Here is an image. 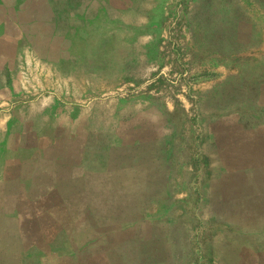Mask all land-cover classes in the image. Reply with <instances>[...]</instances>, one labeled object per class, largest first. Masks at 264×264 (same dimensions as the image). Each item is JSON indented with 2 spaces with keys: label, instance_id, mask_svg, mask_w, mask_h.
<instances>
[{
  "label": "crops",
  "instance_id": "0c3cea01",
  "mask_svg": "<svg viewBox=\"0 0 264 264\" xmlns=\"http://www.w3.org/2000/svg\"><path fill=\"white\" fill-rule=\"evenodd\" d=\"M146 1L0 0V264H90L97 247L107 264L115 256L127 263L154 245V231L181 229L170 215L191 228L190 178L187 194L174 191V105L155 110L152 94L136 100L147 94L137 56L154 53L131 29ZM251 4L264 20V0ZM242 133L229 162L200 149V204L209 216L200 230L211 221L216 234L228 224L247 231L248 254L235 261L264 264V126ZM204 168L217 169L209 179ZM202 243L213 247L209 262H223L216 242ZM158 253L155 262H167Z\"/></svg>",
  "mask_w": 264,
  "mask_h": 264
},
{
  "label": "rangeland",
  "instance_id": "374dc122",
  "mask_svg": "<svg viewBox=\"0 0 264 264\" xmlns=\"http://www.w3.org/2000/svg\"><path fill=\"white\" fill-rule=\"evenodd\" d=\"M146 2L139 11L141 21L132 23L131 29L138 45L154 53L137 56L135 74L140 89L148 95L136 100L149 102L152 94L154 100L150 104L155 110L174 105L175 133L181 147L176 159L174 191L178 196L183 191L187 194L190 178L191 228L183 230L182 216L178 219L170 215L174 223H181L180 230H156L148 237L154 239V245L139 248L141 256L127 263H122L120 257H110L108 264H161L155 262L161 259L162 255L158 257L161 249L167 261L163 264H237L236 259L242 260L248 254L247 231L235 229L233 232V226L228 224V229L216 234L215 230H210L215 224L211 221L207 225L208 232L200 230L201 222L206 224L205 219L209 218L200 204V149L205 151L206 148L209 157L223 152L224 161L229 162L230 155L247 138L242 131L264 126V20L256 15L252 0ZM148 62L153 65L148 66ZM49 85L45 81L39 89L46 90ZM187 138L192 145L190 172L186 165L187 153L183 152V140L187 142ZM201 154L205 157V153ZM216 169L210 172V168H204V175H209L210 179ZM227 172L231 174L232 168L225 167L224 176ZM205 183L204 193L210 182ZM182 203L175 205L183 208ZM156 211L160 217L161 208ZM153 218L155 220V212ZM252 236L263 238L255 232ZM205 238L218 244L223 262H209L213 247H203ZM155 240L169 244L155 247ZM99 255L97 247L94 257H86L95 260L90 264H107ZM80 264L88 263L81 261Z\"/></svg>",
  "mask_w": 264,
  "mask_h": 264
}]
</instances>
